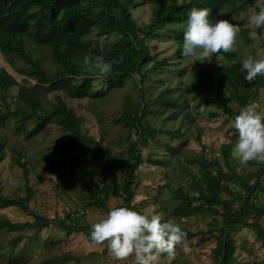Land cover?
I'll list each match as a JSON object with an SVG mask.
<instances>
[{
	"label": "trees",
	"instance_id": "1",
	"mask_svg": "<svg viewBox=\"0 0 264 264\" xmlns=\"http://www.w3.org/2000/svg\"><path fill=\"white\" fill-rule=\"evenodd\" d=\"M154 4L151 17L147 23H137L132 9L139 6L140 0H0V51L7 57L12 55L24 62V67L18 69L33 80L16 84L18 87L15 107L10 106L8 96L9 82L13 77L3 68H0V125L11 119H16L15 129L25 132V138L31 139L43 133L49 125L55 124L63 131L69 133L65 144L73 146L81 144L91 148L90 155L83 161L73 159H58L50 163L52 172L69 170L73 166L82 169L85 163L92 158L102 157L109 170L118 169L121 177L115 184L102 182V191L106 196L97 191L90 193V205L106 207L107 197L110 195L122 199L119 206H128L138 210L135 203V171L143 164L142 148L155 137L168 133L173 137L181 134L182 128L164 130L155 128L146 122L152 113V106H157L158 113L171 109L173 114L180 116L181 127H187L194 120L191 108L198 111L201 107L210 106V118L220 115L233 121L239 109L250 102H255L256 95L264 90V76H257L249 82L245 79L246 72L241 68L242 56L237 52L219 55L227 61L220 76L215 79L210 69L187 70L186 61L190 57L182 55L183 34L188 14L192 7H209L210 19H219L225 8L234 11H245L249 6L255 7L254 0H151ZM259 9L257 8V11ZM235 23L231 15H224ZM172 26H180L172 29ZM168 31L175 36V50L171 57H154L147 41L158 39ZM264 32V27L260 29ZM249 29L241 28L238 34L250 43ZM108 35L111 43L105 45L103 52L96 45L93 36ZM26 41L32 47H45L50 52V57L55 64V71L49 72L39 58H34L26 48ZM264 46V44H263ZM102 55L106 61L114 63L112 72L100 78L91 70L90 62L83 64L85 56L94 58ZM264 55V53L262 54ZM151 63V65H150ZM147 65L148 66L147 68ZM174 67L177 72L188 76L181 90L170 94L171 87L166 85L161 91L148 98L144 86L152 69H169ZM94 68V67H93ZM137 76L135 85L138 97L136 107L131 102L125 101L121 115L112 122L124 128L134 129L137 139H128L125 157L117 159L108 146L103 145L102 139L88 136L82 131L79 118L61 96L75 98H98L100 90H95V81L106 89L122 88L126 82ZM163 79V78H162ZM135 80V77H134ZM97 89V88H96ZM228 91L230 99L235 103L233 109L225 99ZM46 92H56L50 108L45 109L41 97ZM199 101H196L199 99ZM192 103V104H190ZM32 126L27 128V124ZM238 136V135H237ZM198 137L197 141L201 140ZM167 150L174 154L176 149L168 144ZM224 166L218 157L193 161L196 170L187 169L189 188L178 187L174 197L179 203L173 205L174 214L180 217L203 215L211 213L212 221L208 223L207 233L216 240L213 248V260L216 264H235L236 251L233 233L239 228H246L254 233L255 237L264 242V227L260 219L264 218V208L255 204L256 191L264 193L262 183L264 176V163H258L257 171L252 174L254 182H249L244 177H239L238 192L230 186L231 180L237 176L235 168L228 162V146L223 145ZM17 152V151H16ZM15 157V164L21 168L24 179V195L9 196L1 192L0 208L15 206L24 212L29 211L32 189L29 185V171L21 154ZM5 158V143L0 140V162ZM146 163L152 166H165L167 159L157 156H148ZM164 187V185L162 186ZM99 189V188H98ZM227 193L230 198H222L221 193ZM109 209H107L108 211ZM215 215V216H214ZM50 224L61 228L67 235L81 233L87 242H90V224L84 215L77 211L67 212L64 217L50 220L40 214H34L32 221H12L7 217H0V232H15L18 230H34L48 227ZM198 233H188L187 237H194ZM22 238L17 236L12 242L18 243ZM13 243V244H14ZM48 246H54L50 240ZM29 248L23 247L16 256L22 258ZM72 259L71 255L63 254L55 259L57 264H65ZM258 264H264L260 262Z\"/></svg>",
	"mask_w": 264,
	"mask_h": 264
},
{
	"label": "rangeland",
	"instance_id": "2",
	"mask_svg": "<svg viewBox=\"0 0 264 264\" xmlns=\"http://www.w3.org/2000/svg\"><path fill=\"white\" fill-rule=\"evenodd\" d=\"M257 5V0H254ZM153 2L151 0H140L139 6L132 9L133 15L138 24L144 25L151 17ZM256 7V6H255ZM249 6L245 11L237 12L231 8L223 9L224 15L233 13L239 16L241 13L247 15L253 9ZM234 20V19H233ZM241 28H248L250 43H246L243 38L237 36V52L246 58L251 55L257 58L264 53V32L254 29L244 21L234 20ZM180 26H172V29ZM175 36L168 31L158 39L147 41L151 54L156 58L171 57L175 50ZM26 48L34 58H39L40 63L51 73L55 71V64L50 57V52L45 47H32L26 41ZM220 62L225 66L227 61L219 55ZM151 65V63H150ZM147 65V68L148 66ZM187 70L210 69L218 78L224 69V65L218 63L214 54L211 62L195 61L188 58L186 61ZM24 62L12 55L5 56L0 51V68L5 69L13 80L9 82L10 90L8 100L12 108L15 107L14 100L18 87L16 84H23L25 81L33 83V80L23 74L18 73V69L23 68ZM96 74L97 70L91 67ZM152 69L149 77L145 80V92L150 98L157 95L166 85L171 87L170 94L178 93L184 82L186 75L180 74L174 67L160 70ZM98 74V73H97ZM135 77V80H134ZM129 79L126 84L119 89H106L95 81V90L101 91L98 98H70L63 93L61 96L72 108L79 118L82 131L88 136L102 139L103 145L108 146L115 158L125 157L128 146V139L136 140L137 134L134 129L124 128L116 125L112 120L121 115L125 101L131 102L134 108L137 104L138 94L135 89L137 76ZM163 78V79H162ZM56 92H46L42 94L41 101L45 109L50 108L54 101ZM228 104L235 109V103L230 99L228 91L225 93ZM197 99L196 101H199ZM255 102L264 110V90H260L256 95ZM192 104V103H190ZM157 106H152V113L146 118V122L155 128L164 130H174L182 128L181 134L169 136L168 133L161 134L152 140L146 148H142L143 164L135 171V197L133 203L139 211L155 209L165 220L171 219L178 222L182 229L188 233H198L194 237H187L183 246L177 247L175 259L172 264H216L213 260V248L216 245L215 238L207 233L208 223L212 221L213 215L205 213L203 215H192L190 217H180L174 214L173 205L179 203L174 197V192L178 187L189 188L190 180L187 178L186 170H196L195 160L201 158L218 157L219 162L224 166V156L222 146H228V162L235 168L237 176L229 183L234 192L240 190L239 177H244L249 182H254V174L258 169V163L249 162L247 165H240L232 154V146L237 139V133L232 126V121L220 115L210 118V106L203 107L198 111L191 108L194 120L187 127H181L180 116L173 114L171 109H166L163 113H158ZM16 119H11L4 125H0V140L5 143V158L0 162V188L1 192L9 196L24 195V179L22 170L15 164V157L19 152L21 160L25 161L29 171V185L32 189V197L29 203V211L24 212L15 206L0 208V217H7L12 221H32L34 214H40L50 220L64 217L67 212L77 211L79 215H84L85 220L91 225L100 217L107 213L110 207L119 206L122 199L110 195L106 200V207H96L90 205L92 202L89 195L97 191L100 195L106 196L102 191V182L107 181L115 184L121 177L118 169L109 170L102 157L92 158L83 165L82 169L73 166L69 170L52 172L50 163L62 159H73L85 162L90 155L91 148L85 145H66L69 133L63 131L59 126L51 124L39 135L27 139L25 132H18L15 129ZM32 126L27 124V128ZM198 137L201 140L197 141ZM174 146L176 152L171 154L167 150V145ZM17 151V152H16ZM148 156H157L167 159L165 166H152L146 163ZM193 160V161H191ZM264 186V176L262 180ZM164 185V187H162ZM99 188V189H98ZM255 204L264 208V193L256 191ZM173 196V197H172ZM222 198H230L227 193H221ZM215 216V215H214ZM264 227V218L260 219ZM22 238L18 243L12 242L17 236ZM236 251L234 254L235 264H258L264 262V242L258 240L254 233L246 228H239L233 233ZM54 246H48L49 241ZM14 243V244H13ZM29 248L22 258L16 256L22 248ZM63 254L71 255L72 259L65 264H120L114 262L109 255L106 245H93L87 242L81 233L67 235L64 230L50 224L48 227L34 230H18L15 232H0V264H57L56 258ZM126 264H132L130 259ZM159 264H168L167 256H162Z\"/></svg>",
	"mask_w": 264,
	"mask_h": 264
},
{
	"label": "clouds",
	"instance_id": "3",
	"mask_svg": "<svg viewBox=\"0 0 264 264\" xmlns=\"http://www.w3.org/2000/svg\"><path fill=\"white\" fill-rule=\"evenodd\" d=\"M210 16L209 7L191 8L183 34L182 55L190 57L194 63L197 60L211 62L215 54L218 63L224 65L219 54L237 51L240 26L229 19L213 21ZM233 19L244 21L254 29L264 27V0H257L256 7L247 15L233 13ZM93 39L96 41L94 46H98L101 52L106 44L111 43L108 35H94ZM90 62L100 78L109 75L117 63L106 61L102 55L85 56L83 64ZM240 63L247 81L264 76V55L257 58L249 55ZM201 111H204L203 107ZM232 126L238 134L232 146L234 159L242 166L251 161L264 163V110H260L256 102H250L239 109ZM186 235L178 222L165 220L155 209L139 211L128 206L110 207L105 215L90 225L91 244L106 245L112 260L120 264H126L130 259L132 264H159L165 255L168 264H172L177 247L184 245Z\"/></svg>",
	"mask_w": 264,
	"mask_h": 264
}]
</instances>
